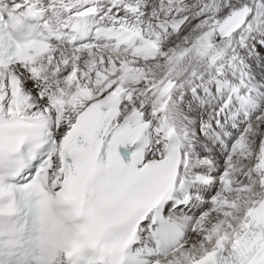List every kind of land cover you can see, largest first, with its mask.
<instances>
[{"label":"snow or ice","instance_id":"obj_1","mask_svg":"<svg viewBox=\"0 0 264 264\" xmlns=\"http://www.w3.org/2000/svg\"><path fill=\"white\" fill-rule=\"evenodd\" d=\"M0 264H264V0H0Z\"/></svg>","mask_w":264,"mask_h":264}]
</instances>
